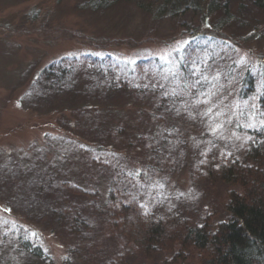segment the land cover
Masks as SVG:
<instances>
[{"label":"rangeland","instance_id":"rangeland-1","mask_svg":"<svg viewBox=\"0 0 264 264\" xmlns=\"http://www.w3.org/2000/svg\"><path fill=\"white\" fill-rule=\"evenodd\" d=\"M90 1L0 0V264H105L116 257L115 253L121 247L123 236L110 233L113 231L106 224L107 216H99L98 211L95 213L87 207L90 198L67 192L70 203H81L84 207L81 221L86 227L76 233L69 227L60 226L56 222L59 220L53 217L58 214L49 210L51 206L55 209L62 205L56 197L60 191L66 192L64 187L48 186L45 194L42 192L40 196L43 199L36 196L38 178L45 179L52 172L69 181L71 186L89 189L97 186L105 191L108 178L110 180L112 172L120 167L116 163H97L100 156L94 161L97 148L93 146L98 140L95 137L97 130L90 128L94 118L78 110V105L84 103L83 91L73 100L69 96L54 97L47 103L39 98L32 107L23 104L22 95L51 61L63 56L99 52L131 63L140 58L158 57L166 71H171L174 58L187 48L193 33L197 36L206 33L209 42L213 36L205 31L215 30L212 32L227 35L229 42L226 40V43L213 46L200 42L196 58L220 60L214 64L213 71L206 73L210 83L207 98L196 97L194 102L204 108L203 112L217 116L214 121L218 126L214 128L219 131L212 133L216 142L241 143L249 125L256 126L261 118V123L264 122V105L260 110L256 106L254 109L257 99L249 96V91L239 98L233 87L247 67L254 71L264 70V36H249L254 29L236 24L232 29L225 24L218 31L210 17L207 19L195 12L181 17L153 18L149 12L126 0L99 8L90 6ZM177 52L179 54L175 56ZM228 57H233L232 63L227 62ZM257 77L261 89L264 76L259 74ZM180 86L181 82L175 88L183 91ZM37 89L40 94L39 87ZM51 95H46V99ZM245 96L248 97L245 99ZM122 105L124 111L134 114L128 120L129 127H143V124H136L135 105L126 102ZM177 106L179 110L176 107L166 112L177 120L195 125L197 117L187 115L190 106L194 109L193 105L178 101ZM261 110L263 114L259 116L257 112ZM179 125L173 123L176 129ZM81 132L92 133H89L88 142L92 141L90 145L93 146L85 148L81 145ZM106 136L110 134H104L100 142H105ZM112 139L121 141L122 137ZM212 139L211 134L204 142L195 139L193 144L196 145L190 151L172 148L176 165L169 171L150 174L145 181V189L149 191L147 198L153 201L160 196L159 192L171 198V193L176 191L187 203L191 201L195 209L208 210L215 206L222 211L227 184L206 185L200 168L191 166L189 159V152L204 143L212 144ZM138 149L136 146L135 150ZM126 163L138 169H149V166L151 169L156 161H146L141 151H133ZM36 167L41 171H36ZM173 200L177 203L179 198ZM2 204L11 206L10 211H4ZM83 235L90 236L92 244L87 238L85 244H88L84 246ZM24 239L39 244L43 254H31L22 245ZM101 249L105 252H98ZM117 262L112 264H122Z\"/></svg>","mask_w":264,"mask_h":264},{"label":"trees","instance_id":"trees-1","mask_svg":"<svg viewBox=\"0 0 264 264\" xmlns=\"http://www.w3.org/2000/svg\"><path fill=\"white\" fill-rule=\"evenodd\" d=\"M116 1L119 0H92L90 6L99 8ZM126 1L149 12L153 18L181 17L195 12L207 19L210 17L216 30H222L225 24L235 29L236 24L254 29L249 35L251 37L256 34L264 36V0ZM232 22L233 25L228 24ZM212 31H205L213 36L209 42L206 41V33H200V36L193 33L182 54L179 51L174 54L179 55L174 58L175 65L171 71H166L158 57L140 58L131 63L123 59L116 62L111 55L99 52L63 56L43 67L21 97L23 104L30 107L39 98L51 103L54 97L74 99L79 97V92L85 93L84 103L78 105V110L94 118L90 128L97 130L95 137L98 140L96 146L90 145L92 141L88 142V136L92 133L81 132V145L97 148L93 157L94 161L101 157L97 163H116L120 167L112 172L110 180L108 178L105 191L97 186L90 189L71 186L69 181L52 172L45 179L38 178L35 193L40 197L48 186L64 187L66 192L60 191L56 197L60 198L62 205L55 209L51 206L49 210L58 214L53 217L59 220L56 222L60 226L69 227L76 233L86 227L81 221L84 207L81 203H70L67 192L91 199L87 207L95 213L98 211L99 216H107L106 224L113 231L110 233L123 236L116 257L112 256L111 263L105 264H112L115 260L122 264H264V122L261 123V118L256 126L248 127L241 143L216 142L212 133L218 126L214 121L217 116L205 115L204 108L194 102L196 97L207 98L210 83L206 73L213 71L214 64L220 60L196 58L200 42L204 41L209 46L229 42L227 35ZM195 37H199L198 40ZM227 62L232 63L233 57H228ZM259 74L264 76V70L254 71L247 67L233 87L239 98L249 91L248 95L257 99L254 109L256 106L260 110L264 105V81L259 89ZM180 82L184 92L175 88ZM38 87L40 94L36 92ZM48 94L52 95L46 99ZM178 101L193 105L194 109L190 106L187 115L197 117H192L196 119L195 125L177 120L166 112L176 107L179 110ZM123 102L135 105L136 124H143V127H129L128 120L134 114L124 111ZM257 113L259 116L263 114L262 110ZM173 123L180 124L179 128H174ZM107 132L110 136L105 137V142H100ZM210 134L213 136L212 144L204 143L189 152V159L191 166L200 168L206 185L227 184L225 208L222 211L215 206L208 210L195 209L191 201L187 203L184 196L176 191L171 193V198L159 192L160 196L153 201L148 199L145 181L150 174L165 169L169 171L176 165L172 148L189 150L196 145L193 144L195 139L204 142ZM113 137H122V140ZM135 145L138 150H135ZM133 151H141L146 161L155 160L156 164L151 165V169L149 166L150 171L148 168L131 167L126 158ZM35 170L41 171L39 167ZM178 198L179 201L174 203L173 199ZM3 207L4 211H10L11 206ZM56 229L58 231L59 228ZM87 238L90 236L83 235L84 246L92 244V238L89 242ZM22 245L33 255L43 254L42 247L31 239H24ZM85 250L92 253L90 249ZM98 252L105 251L101 249Z\"/></svg>","mask_w":264,"mask_h":264},{"label":"snow or ice","instance_id":"snow-or-ice-1","mask_svg":"<svg viewBox=\"0 0 264 264\" xmlns=\"http://www.w3.org/2000/svg\"><path fill=\"white\" fill-rule=\"evenodd\" d=\"M205 103H207V101H205ZM211 111V109H209V112ZM205 115H207V113H205ZM252 125H249V127H251ZM216 131V129L215 128H213V132H215Z\"/></svg>","mask_w":264,"mask_h":264},{"label":"bare ground","instance_id":"bare-ground-1","mask_svg":"<svg viewBox=\"0 0 264 264\" xmlns=\"http://www.w3.org/2000/svg\"><path fill=\"white\" fill-rule=\"evenodd\" d=\"M119 59H120V58H117V57L113 58V60H115L116 62H117ZM112 63H115V62L112 61Z\"/></svg>","mask_w":264,"mask_h":264}]
</instances>
